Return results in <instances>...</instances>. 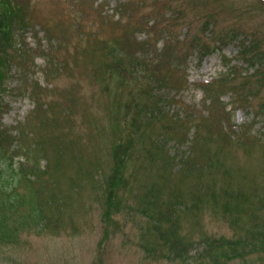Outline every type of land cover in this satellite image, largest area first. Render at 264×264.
<instances>
[{
    "label": "rangeland",
    "instance_id": "374dc122",
    "mask_svg": "<svg viewBox=\"0 0 264 264\" xmlns=\"http://www.w3.org/2000/svg\"><path fill=\"white\" fill-rule=\"evenodd\" d=\"M28 1L0 170L45 221L0 264H264V0Z\"/></svg>",
    "mask_w": 264,
    "mask_h": 264
},
{
    "label": "trees",
    "instance_id": "16d2710c",
    "mask_svg": "<svg viewBox=\"0 0 264 264\" xmlns=\"http://www.w3.org/2000/svg\"><path fill=\"white\" fill-rule=\"evenodd\" d=\"M28 4V0H0V33L7 42L14 41L16 37L20 35L24 26L27 25V22H25V15L27 13L26 10L28 8ZM250 64L254 65L255 62L252 61ZM8 67L10 66L8 64L7 57L0 53V77L2 80L7 78ZM224 133L228 135L227 131H224ZM129 148V143L117 144L114 147V156L117 158V170L116 172H112L110 174V187L107 189V191H109V199L113 196L114 192L117 191L118 187L126 182L124 173V157H126ZM197 159H199L198 156ZM5 162L6 161L1 160L0 165L5 164ZM7 163L8 164L5 168L0 170V175L3 176L4 173L7 174L5 181L7 183L12 181V183L10 185H5L6 182L0 183V244H11V242L17 241L20 235L19 232H21L23 226L33 223L39 227L45 221L44 206L39 202V195L36 192L31 191L29 194H26L27 196H23L28 197L32 194L37 197L38 202L31 204V206L28 207L29 209L26 214L20 213V207L21 205L26 204V198L20 199L21 195L18 190L19 185H15L14 182H20V175H23V173L25 174V177L28 178V174L26 173L25 166H22L23 170L22 168L15 167L12 157ZM178 190L180 196L185 193L183 189L181 190L178 188ZM195 194L196 195L194 197L198 198L200 203L203 202L204 199L197 193ZM236 194L244 196L241 192H237ZM236 199L235 197L230 199L227 202L226 207L235 205L237 202ZM166 216L169 217V219L171 218L170 215Z\"/></svg>",
    "mask_w": 264,
    "mask_h": 264
}]
</instances>
